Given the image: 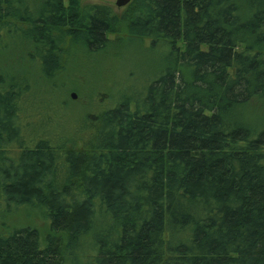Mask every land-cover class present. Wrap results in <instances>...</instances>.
<instances>
[{
    "label": "trees",
    "instance_id": "1",
    "mask_svg": "<svg viewBox=\"0 0 264 264\" xmlns=\"http://www.w3.org/2000/svg\"><path fill=\"white\" fill-rule=\"evenodd\" d=\"M121 33L164 42L168 58L142 91L76 120L78 150L24 122L31 70H0V205L48 218L43 236L0 233V264H264V130L240 112L264 99V0H131L119 15L0 0V57L42 79L66 43L96 53Z\"/></svg>",
    "mask_w": 264,
    "mask_h": 264
},
{
    "label": "rangeland",
    "instance_id": "2",
    "mask_svg": "<svg viewBox=\"0 0 264 264\" xmlns=\"http://www.w3.org/2000/svg\"><path fill=\"white\" fill-rule=\"evenodd\" d=\"M91 3H106L118 15L123 12V7H116L115 0H81V4ZM121 35V42L117 43L116 36L109 34L112 43L96 53L85 52L78 43H66L63 50H59L61 68L51 78L42 79L34 61H20L22 56L17 53L6 54L7 58L1 56L3 72L25 74L26 70H31L34 92L26 96L23 103L24 122L39 125V121H47L48 137L61 140L67 149H81L82 143L77 138L84 135L78 132L76 120L87 112L112 105L124 91H142L159 76L168 58L169 49L162 41L152 43L149 38ZM240 112L254 131L264 130V99H251ZM7 206V203L0 205V233L31 226L42 236L47 234L48 218L40 206L19 205L10 209ZM87 260L82 254L77 263L89 264Z\"/></svg>",
    "mask_w": 264,
    "mask_h": 264
},
{
    "label": "water",
    "instance_id": "3",
    "mask_svg": "<svg viewBox=\"0 0 264 264\" xmlns=\"http://www.w3.org/2000/svg\"><path fill=\"white\" fill-rule=\"evenodd\" d=\"M131 0H115V5L118 8H122L126 6ZM72 97H75L74 94H72Z\"/></svg>",
    "mask_w": 264,
    "mask_h": 264
}]
</instances>
